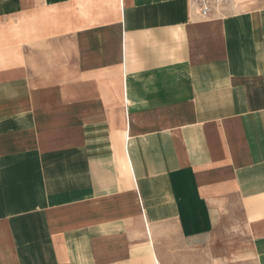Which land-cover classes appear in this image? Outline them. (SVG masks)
<instances>
[{
    "label": "crops",
    "instance_id": "1",
    "mask_svg": "<svg viewBox=\"0 0 264 264\" xmlns=\"http://www.w3.org/2000/svg\"><path fill=\"white\" fill-rule=\"evenodd\" d=\"M0 0V264H264V0Z\"/></svg>",
    "mask_w": 264,
    "mask_h": 264
},
{
    "label": "built area",
    "instance_id": "2",
    "mask_svg": "<svg viewBox=\"0 0 264 264\" xmlns=\"http://www.w3.org/2000/svg\"><path fill=\"white\" fill-rule=\"evenodd\" d=\"M198 4V13L201 18L209 16L213 9L219 8L225 0H195Z\"/></svg>",
    "mask_w": 264,
    "mask_h": 264
},
{
    "label": "rangeland",
    "instance_id": "3",
    "mask_svg": "<svg viewBox=\"0 0 264 264\" xmlns=\"http://www.w3.org/2000/svg\"><path fill=\"white\" fill-rule=\"evenodd\" d=\"M223 6H225L224 4H222L221 6H220V8H222Z\"/></svg>",
    "mask_w": 264,
    "mask_h": 264
}]
</instances>
